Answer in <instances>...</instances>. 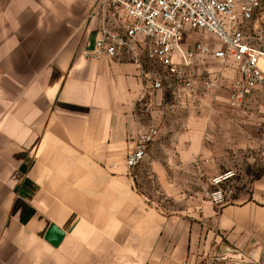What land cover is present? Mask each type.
Masks as SVG:
<instances>
[{"label": "crops", "instance_id": "obj_1", "mask_svg": "<svg viewBox=\"0 0 264 264\" xmlns=\"http://www.w3.org/2000/svg\"><path fill=\"white\" fill-rule=\"evenodd\" d=\"M97 1L0 0V264H264V171L244 198L204 202L191 216L145 197L175 194L186 169L209 183L226 150L262 146L264 83L231 108L232 62L197 57L193 90L176 100L182 83L143 52L138 64L87 59ZM194 34L206 33L186 28V48L211 46ZM218 73V89L202 94ZM152 127L133 183L124 159Z\"/></svg>", "mask_w": 264, "mask_h": 264}, {"label": "built area", "instance_id": "obj_2", "mask_svg": "<svg viewBox=\"0 0 264 264\" xmlns=\"http://www.w3.org/2000/svg\"><path fill=\"white\" fill-rule=\"evenodd\" d=\"M94 14L100 17L98 36L93 49L84 57L100 61L126 54L138 64L139 53L143 52L149 60L158 62L175 79L174 83H182L173 85L170 92L176 100L193 90L188 69L197 57L208 55L223 66L229 62L235 65L238 77L230 86L231 108L263 85L264 73L259 62L264 60V48L253 45L245 35V27L251 22L264 26L262 0H98L91 16ZM186 28L212 35L221 48L213 50L204 42L186 48L183 45ZM223 79L221 73L207 76L201 93L218 89ZM151 89L163 87L159 81H154ZM158 133L155 127L140 133L124 159L131 182L139 181L143 160ZM230 177L231 173H226L211 180L217 189L212 193L215 205L222 203L218 185ZM223 260L225 257H215L213 261Z\"/></svg>", "mask_w": 264, "mask_h": 264}, {"label": "rangeland", "instance_id": "obj_3", "mask_svg": "<svg viewBox=\"0 0 264 264\" xmlns=\"http://www.w3.org/2000/svg\"><path fill=\"white\" fill-rule=\"evenodd\" d=\"M256 27V34L254 33ZM245 35L255 46L264 48V26H257L254 22L248 25ZM192 41L206 40L211 43L212 48H218L216 39L208 34H194ZM217 65V61H214ZM221 64V63H220ZM214 68L215 64L207 66ZM264 83V82H263ZM183 98V97H182ZM178 102V101H175ZM179 103V102H178ZM217 142L223 145L224 134L220 136ZM222 140V141H220ZM218 165L220 175L231 173V177L220 183L218 186L222 194V204H229L238 201L246 196L251 182L255 180L264 171V144L258 145L253 149L241 151H225V154L219 157ZM182 179L175 181L180 188L173 195L162 194L158 188L149 191L145 195L149 202L171 211L172 214L178 213L182 208H187L188 215L198 212L201 205L212 200V193L217 190L211 181L207 183L193 173L191 169L181 172ZM180 190V191H178Z\"/></svg>", "mask_w": 264, "mask_h": 264}, {"label": "water", "instance_id": "obj_4", "mask_svg": "<svg viewBox=\"0 0 264 264\" xmlns=\"http://www.w3.org/2000/svg\"><path fill=\"white\" fill-rule=\"evenodd\" d=\"M223 250H224V251H227V248H225V247H224V249H223Z\"/></svg>", "mask_w": 264, "mask_h": 264}, {"label": "bare ground", "instance_id": "obj_5", "mask_svg": "<svg viewBox=\"0 0 264 264\" xmlns=\"http://www.w3.org/2000/svg\"><path fill=\"white\" fill-rule=\"evenodd\" d=\"M262 61H264V60H262ZM264 73V72H263Z\"/></svg>", "mask_w": 264, "mask_h": 264}]
</instances>
